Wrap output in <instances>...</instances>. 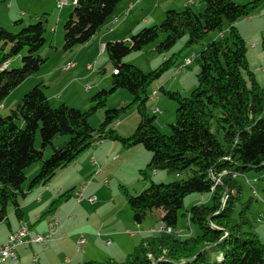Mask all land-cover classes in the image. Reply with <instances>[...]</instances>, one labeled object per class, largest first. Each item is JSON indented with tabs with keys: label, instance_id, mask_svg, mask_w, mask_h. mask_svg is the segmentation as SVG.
<instances>
[{
	"label": "trees",
	"instance_id": "16d2710c",
	"mask_svg": "<svg viewBox=\"0 0 264 264\" xmlns=\"http://www.w3.org/2000/svg\"><path fill=\"white\" fill-rule=\"evenodd\" d=\"M5 1L0 0V3ZM120 1L75 0L62 27V51H72L88 42L107 23ZM200 2L202 10L188 5L180 10H166L160 24L141 29L131 36L129 43L107 42L104 50L112 67L111 85L91 96L87 110L65 103L52 106L44 91L47 85L40 82L23 94L8 115L0 117V222L6 221L9 204L13 205L15 217L21 218L19 199L23 195L25 170L30 165L41 163L27 185L29 190L47 185L60 169L74 162L97 141L115 140L125 149L136 145L146 149L150 153L147 169L177 175L184 172L187 177L170 182L151 181L134 194L120 184L119 190L133 221L140 224L148 214L159 210L161 226L154 231L149 228V234L133 246L124 260L107 259L86 264H264V243L245 229L249 222L248 205L236 211L242 191L238 176L249 169L264 168V86L256 81L248 67L246 43L235 27L238 20L253 15L264 0H249L243 4L233 0ZM39 18L38 22L28 25L16 20L19 28L21 26L16 33L0 25V104L25 79L38 73L48 60L47 56L39 54L45 45L47 17L44 13ZM224 23L228 27L227 34L223 33ZM213 31L223 34L207 42L195 56L199 71L197 85L190 94L182 96L178 91L160 88L177 104L171 133L163 134L154 124V116L148 114L145 102L148 87L171 67L174 55L148 72L123 59L154 41L160 32L165 33V38L155 49L162 53L183 36L187 38L185 46H191ZM261 46L264 49V36ZM24 48L27 52L19 66L4 67ZM118 89L130 94V103L108 108V97ZM132 105L136 106L139 121L132 134L123 137L112 124ZM99 110H103L102 120L93 128L89 118ZM38 132L40 143L36 146ZM57 136L66 139L54 146ZM47 147L51 148V153L44 157ZM147 169L139 172L146 178ZM104 180L107 184L108 180ZM255 180L248 182L250 187ZM71 191L77 202L76 189L62 193L57 188L55 193L59 196L45 215L66 200ZM191 194L205 195L206 199L193 204L183 214L188 220L189 231L185 234L177 227L178 212L183 208L184 198ZM253 194L257 196L256 192ZM87 197L83 199L89 202ZM54 217L48 218L47 226ZM21 222L27 225L31 236L38 234L31 233L26 221ZM191 225L196 227L195 231ZM126 234L134 235L130 230H126ZM81 236L83 242L79 241ZM85 242L84 233H78V244ZM103 243L109 245L111 240L104 238ZM34 254L31 263L37 264L38 258L32 261Z\"/></svg>",
	"mask_w": 264,
	"mask_h": 264
},
{
	"label": "rangeland",
	"instance_id": "374dc122",
	"mask_svg": "<svg viewBox=\"0 0 264 264\" xmlns=\"http://www.w3.org/2000/svg\"><path fill=\"white\" fill-rule=\"evenodd\" d=\"M31 1H34V0H31ZM233 1L237 2V4H243L249 0H233ZM162 2L164 3V6L163 7H156L155 6V12L152 16H150V21L147 23H143L141 21V18H145L147 16V13L149 12V10H151L153 8L145 10L144 6H142V9H144V10H141L140 7H137L132 11V14H134V15L128 16L126 22L124 23V25L127 27H129L131 25H132L131 27H133V31L131 32V34L127 35L128 39L125 41L126 43H129L131 36L136 34L137 32H139L141 29L152 26L154 20H156V19L153 20L154 15H158L159 12H165L167 9H177V10L182 9L183 8L182 2H184V0H166V1L163 0ZM196 2L197 3L195 4V8L197 10H202L203 6H202V3L200 2V0H196ZM34 6H35V3L30 2L29 0L21 2V9L23 10V12L26 13V16L24 17L25 19L30 18L29 14H28V12H29L28 9H29V7H34ZM72 8H73V5H72ZM55 9H56V11L59 10L58 7H56L54 5V8H53V5H52V12H55ZM49 10H51L50 6H49ZM132 14H130V15H132ZM50 15H51V13H50ZM45 16L47 17V19H50L47 15H45ZM252 17H258L254 23H253V21H251V20H253ZM261 18H264V3L261 5L260 8H258L254 12L253 15L249 16V19L247 17V18H242V19L237 21V24H236L237 30H238L239 34H241V36L245 39V42H247V44H246L247 48L249 45L252 44L251 43L252 40H255L258 37L262 23L264 25V19H261ZM39 20H40L39 17L33 18L31 22H26L25 25L34 24V23L38 22ZM137 21H139L138 24H137ZM160 21H158L157 24H160L161 23ZM64 22H61L59 24H55L56 22L54 20H52L51 26H53V28H54L53 31L55 33V37H54V41H53L54 43H52L53 44L52 47H49V44H50L49 40L51 39V35H53V31H50L49 25L47 24V22H44V25L46 27L45 38H46V36H48V39L44 45V48H42L39 51V54H41L42 56H47V55L49 56V59L45 63L47 69L61 68V67L65 66L68 62H74V61L70 60V61H67L66 64L64 63L63 65H61L63 62L62 58L69 57V55L71 53L77 54V51H78L77 48H74L72 51H68V52L62 51V43H63V41H62L63 40L62 27H63ZM5 28L12 33H16L20 30L21 26L15 32L11 31L9 29V27H5ZM223 33H226V34L228 33V27H227L226 23H224V26H223ZM219 36H220V32L213 31V32L209 33L200 43H197V44H194L191 46H185L187 38H186V36H183L182 38H179L176 41V43L174 44V46L172 48H170L168 51L159 53L156 51L155 47L157 44H159L165 38V33L160 32L158 37L154 41L146 44L141 50L129 53L128 55H126L124 57L125 61L126 60L130 61L128 63H132V64L136 65L138 68H140L142 71L148 72V71L153 70L157 66H159L162 63V61L165 60L166 58L168 59L169 57L174 55L173 64L171 65V67L168 70H166L158 80H155L148 87L149 92L153 88H155V90L158 93L157 97H161L163 99L162 102L159 105H157V108H158L160 113L154 115V113L148 111V114L150 116H153V115L155 116V121L157 122V124L158 123L160 124V128H159V126H158L159 124L157 125L155 122L156 127L158 128V130L161 133L167 134V135L171 133V125L175 122V110L177 108V104H176L175 100L170 98L167 94H165L160 89V86H162L164 90L178 91L182 96H188L190 94V92L197 85L196 75L199 71L198 62L196 59H194L192 57V55L194 54L195 56H197L199 54V52L205 47L207 42H209L213 39L219 38ZM260 47H261V44H260ZM80 49H83V48L81 47ZM8 50H9V48L6 49V52ZM26 52H27V49L24 48L18 55L11 58L10 59L11 60L10 66L8 68L11 69V68H15V67L19 66L21 64V57L23 55H25ZM44 52H46V53H44ZM84 53L87 54L88 56L84 57L83 56ZM92 53H93V51L90 49H89V52H87V50H82V51L80 50V53L76 59V61H78V63H79L78 68L77 69H75V68L70 69L65 73V74H75V73L79 72V68H82L83 69L82 73L86 72L87 74H90L92 76V78L87 77V78L82 79V77L84 75L79 74V75H76L73 77H67L65 79V81H69V83H66L64 81L62 84V86H64V85L67 86V90L65 92V95H67V96L70 95L71 97H74V99L69 101V105L73 106V107L75 106L76 108H80L81 110H87L91 106V104L85 105L87 103L86 98H85V100L80 99V101H78L77 98L79 99L81 96H83V94L88 92L89 94H88L87 98L89 99V98H91V96L93 94H95L101 88L107 89L111 85L110 80H111V73H112L111 68L112 67H111V64H109V62H108V66H107L106 60L108 61V56H107L106 51L103 52L102 56H100V54H99V55L91 58ZM74 60H75V58H74ZM186 60L190 61V65L187 66L186 68L182 69L180 72H178V69L183 65V63ZM253 60H255V57H250V61H249L250 62L249 67L250 68L249 69L253 73L258 71L256 74V76H257V75H259V71H261L260 70L261 66L264 67V57L257 58V61H253ZM82 62H83V65L81 66L80 63H82ZM88 63L90 65H92L93 68L89 69L87 71L85 67ZM104 67L106 69L104 73L97 72V71H101ZM263 75H264V73H263ZM64 76H66V75H64ZM259 77H260V75H259ZM100 79H103L101 85L99 84ZM104 79H105V81H104ZM28 83H29V80H26V82H24V84L20 88L14 90L13 92H11L8 95L6 100L2 103V106H0V117L8 115L10 113V110L15 108L16 105L18 104V102L21 100L23 94L34 86V84L28 85ZM86 86L89 87L88 91H86L84 89ZM23 90H25V91H23ZM80 91L83 94H80L79 93ZM130 97L131 96L127 91H125L124 89H118L116 92H114L113 94H111L108 97L107 107L108 108L119 107L120 105H122V103L124 106H126L131 101ZM61 102H63V101L55 102L52 104V106H57V105L61 104ZM147 102H149V99H147ZM127 109H128L127 112L122 114L116 120L117 122L118 121L121 122V121H123V119L125 121V123L121 124V127L116 128L118 134L123 136V137H127V136L132 134L133 130L136 128V127H134L135 119H137V118L139 119L138 112L136 110L135 105L129 106ZM149 110H152V108H149ZM102 114H103V110H99L89 118V122L93 128H97L99 126V124L101 123ZM132 115H135V116H132ZM136 124H138V123H136ZM112 126H114V123L112 124ZM65 139H66L65 136H57L53 140V145L58 146ZM39 143H40V135L38 132L37 137H36V142H35L36 146H39ZM103 143H104V141H97L95 143V145H99V144L102 145ZM116 143L119 144L118 141ZM136 146L138 148H133V150L135 152H132V154L126 153V155L125 154L123 155L122 159H119L118 161L112 162L111 164L105 166L104 171H103V169H101L100 172H98L99 171L98 170L97 171L98 174L101 173V171L103 174V176L100 179H96V176H97L96 172H93L89 177H85V175L83 173L81 174L80 177H78L80 175V174H78V172L81 173L82 167H83V164L81 165L79 162L77 163V170H76V168L73 167L75 165V164H73L74 163L73 162V163L69 164L68 166H66L65 168L60 169L58 171V174H56L54 177H56L57 175H60L61 170L62 171L70 170L68 172V174L66 175V177L61 178L60 181H64L67 186H72L76 182L75 178L78 177L77 181L78 180H80V181L78 183H76V185H73L76 188V191L80 188L81 184L82 185L84 184V181H89V183L90 182L94 183V181H97L100 183V181H101L100 186H102L103 189H105L106 191L108 189H112L114 191L113 194L111 195V200L108 203L109 208L106 210L105 214L112 212L114 208H117L121 205H123V206L125 205V209L121 210V212L123 214H126L127 216L130 215V217H132V213L130 211V208H129L127 202L125 201V199L123 197L120 198V195H119V193H121L119 190L120 184L125 185L128 188V190L132 194H134L135 192H140L145 186L146 187L149 186L151 181L156 182V183H158V182H170L173 180L183 179V178L187 177V174L184 172L177 175L175 173H168L166 170H157L156 172H158L159 174L157 176H155L156 173L153 170L147 169V167H146V165H147L146 162L149 161L150 153L146 149H144L141 145H136ZM84 152H82L76 158L75 162L77 161V159L82 154H84ZM50 153H51V148L47 147L45 152H44V157H48ZM111 160L112 159H110L109 161H111ZM39 165H41L40 162H35L32 165H30L28 168H26V170H25L26 180L22 184L23 190H26L28 188L27 185L29 184L31 177L33 176L32 172H34V170H36L37 166H39ZM139 168H141V169H139ZM143 169L144 170L147 169V173L149 174V177L146 178L139 173L140 170H143ZM161 175H163L162 178H160ZM104 179L108 180V184H103ZM254 179H256V181L253 182L252 187L256 190L257 196L253 194L252 187H250V185L248 184V182H251ZM238 181L242 186V191H241V200H240V203L237 204V206H236V211H239V209L242 207V205H245V206L248 205V209L246 210V215H247L249 222H248V224H246L245 229L250 230L251 232L256 234L258 239H260L261 242L264 243V168L261 170H255V169L246 170L242 173V175L238 176ZM93 187H94V184H93ZM57 188H59V187H57ZM69 188L70 187H67V189H69ZM85 188H86V186L83 187L82 192H84ZM67 189H65V190H67ZM199 196L200 195H197V194H191V195L186 196L184 198L183 208L180 209L178 212L177 227L179 229H181L185 234L188 233L189 230L187 229V221H188L187 217L185 215L183 216V214H186L193 204L203 202L200 200ZM225 197H226V195H225ZM225 197H224V201H225ZM121 199H123L125 202H122ZM241 202H242V204H241ZM8 215H11V218H14V219L16 218L12 204H9L7 207V216ZM90 215L92 217L96 218V216H93V213H90ZM160 215H161V211L156 210L153 213L148 214L144 218L142 223H140L138 225L134 224V227H123V229H121L119 232L124 233L126 228H129L131 230H139L137 228L141 225L144 229L148 228L147 232L149 231V228H152L151 229L152 231H154L155 229H159L161 226ZM70 218L74 219L73 214L70 216ZM95 218L91 219V221H90L91 224L94 223V221L96 220ZM122 221H124V220H122ZM61 224L62 223L60 220V230H61V226H62ZM191 228L193 231L196 230V227L194 225H191ZM5 231H8V225H7V222L2 221V222H0V238L4 235ZM64 234H65V232H64ZM136 235L138 238L136 239L135 244L140 242V240L143 237L147 236L145 234H141L140 232L137 233ZM109 239L111 240L112 244H114V246L116 245L115 241L118 243V247L120 245H122V246L126 245L123 243V238L117 237L114 239L113 237H110ZM54 241H56L55 238L49 240L45 245L47 246L48 244H50ZM101 242H103V241H101L100 238H98V236H96V243L94 244L95 245L94 248H92L94 251L87 252L85 245H79L78 244V237H77L76 245H75L77 254L75 256L65 255L64 258H66L68 260L69 264H78V262H79V264H86L90 260H92L93 258L97 259V258H100V256H105L102 252H106L108 249H110L112 247H108L107 249L105 248V250L101 249L103 247V243H101ZM20 247L21 246H19L18 248H20ZM29 250H30L29 251L30 254L27 258L20 259L19 262H18V260H17V262L13 261V260H7V262H4V264H9V263L10 264H32L31 263L32 253L33 252L38 253V251L35 250L32 252L31 249H29ZM113 252L115 254H117L119 252V249L117 247H115V248H113ZM83 253H86L85 256H82ZM125 258H126V256H124L123 259H121V260H124ZM220 260H222V258H220ZM0 264H3V263H0Z\"/></svg>",
	"mask_w": 264,
	"mask_h": 264
},
{
	"label": "crops",
	"instance_id": "0c3cea01",
	"mask_svg": "<svg viewBox=\"0 0 264 264\" xmlns=\"http://www.w3.org/2000/svg\"><path fill=\"white\" fill-rule=\"evenodd\" d=\"M22 1H28V0H6L3 3H0L1 4L0 5V25L4 27H9L11 31H16L19 28V26L15 23L16 20H22V24H25L26 22H31L33 18H38L40 17V15L45 13V15H47L50 18V19H47V24L49 25V29L50 31H53L54 28L53 26H51L52 20L56 22L55 24L64 22L67 19L68 14L72 10V5H74L73 3L74 0H66L67 4L62 5V6H58V4L64 0H34V1L29 0L30 2L35 3V6L29 7L28 14L30 18L25 19L24 17L26 16V13L23 12V10L21 9ZM162 1L163 0H140L138 2H133V6L131 10L129 11V13L126 14L125 10L128 8L129 4L132 1L131 0H123V1L121 0L116 6V9L114 13L112 14V16L108 19L107 23L88 42L75 47L78 50L77 54L71 53L69 57L62 58L63 62L61 65H63L64 63L66 64L67 61L71 60V61H74V64H75L73 68L77 69L79 63L78 61H76V59L80 53V50L81 51L87 50V52H89V49L92 50L93 53H92L91 58H93L99 54L100 56L103 55V52H105L104 46L107 42L126 41L128 39L127 35H130L131 32L133 31V27H131L132 25L127 27L124 25V23L126 22L128 16L134 15L132 14V11L137 7H140L141 10H144L142 9V6H144L145 10L153 8L149 10L145 18H141V21L143 23H147L150 21V16H152L155 12V6L156 7L164 6V3ZM182 3H183V8H184L187 5L195 7V4L197 2L196 0H184V2ZM52 5H53V8H54V5L58 7L59 10L56 11L55 9V12H52ZM49 6L51 7V10H49ZM164 16H165V12H159L158 15H154L153 20L154 19L156 20H154L153 25H158L157 24L158 21H160L161 19L163 20ZM115 18L117 19L116 21H115ZM257 18L258 17H252L253 20L251 21H253L254 23ZM261 19H264V18H261ZM162 20L160 22H162ZM138 23L139 21H137V24ZM236 24L237 22L235 23V27L237 28ZM222 34L223 33L220 34V37L222 36ZM263 36H264V25L262 23L258 37L255 40H252L251 42L252 44L248 46L247 51H246L248 67L250 66V62H249L250 57H255V60L253 61H257V58L259 57H264V49L262 48V46L260 47ZM54 37H55V33L53 31V35H51V39L49 40L50 41L49 47L53 46L52 43H54L53 42ZM47 39H48V36H46L45 38V43L47 42ZM245 43L247 44V42ZM81 47L83 49H80ZM83 56L86 57L88 55L84 53ZM47 57L49 59L48 55ZM192 57L195 59L194 54L192 55ZM123 60L125 61V59ZM186 61H189V60H186ZM108 62L109 64H111L108 59V61L106 60L107 66H108ZM126 62H130V61L126 60ZM80 64L82 66L83 62ZM88 64L85 67L87 71L89 70ZM183 65L178 69V72H180L182 69L189 66L190 61L186 66H183ZM9 66H10V62L4 67L8 68ZM92 68L93 66L91 65L90 69ZM68 70L70 69H64V66L61 68L47 69L46 65L44 64L38 73L25 79L14 90L20 88L24 84V82H26V80H29L28 85L29 84L36 85L40 82H43L45 85H47L44 88V91L51 105L58 101H63L61 103H65L69 105V101L74 99V97H71L70 95L69 96L65 95L67 86L65 85L62 86L65 79L67 77H73L79 74L84 75L82 79L87 78V77L92 78V76L90 74H87L86 72L82 73L83 71L82 68H79L78 73L65 74ZM105 70L106 69L104 67L101 71H97V72L104 73ZM260 70H261L259 71L260 77L259 75L256 76L258 71L254 72L253 75L256 81L260 85L264 86V78H263L264 77L263 75L264 67L261 66ZM111 72H112V68H111ZM111 76H112V73H111ZM102 81L103 79L99 80L100 85ZM65 82L69 83V81H65ZM160 88H162V86H160ZM84 89L88 91L89 88L85 87ZM79 93L83 94L81 91ZM88 94H89L88 92L83 94V96H81L79 99L77 98V100L78 101H80V99L85 100L86 98L87 103L85 105H90L91 101H90V98L89 99L87 98ZM157 95H158L157 91L155 90V88H153L150 92L148 91L147 99H149V102H147V100L145 102L147 111L154 113V115L160 113L157 108V105H159L163 100L161 97H157ZM2 103L0 104V106H2ZM149 108H152V110H149ZM132 116H135V115H132ZM138 121H139L138 118L135 119L134 127H136L137 125L136 123H138ZM155 122L156 121H155V116H154V124ZM122 123H125L124 119L121 122L116 121L114 123V129L117 131L116 128L121 127ZM158 126L160 128V124ZM116 142L117 141L115 140L114 141L105 140L102 145H100L101 143L99 145L94 144L90 146L84 152V154H82L77 159L76 162L75 161L74 163L72 162L73 164H75L73 167L76 168V170H77L78 162L81 165L83 164L81 173L77 171L78 174H80L78 177H80L82 173L85 175V177H89L93 172H96L97 174L96 179H100L103 176V174H102V171L101 173L98 174L97 173L98 170H99L98 172H100L101 169H103L104 171L105 166L111 164L112 162H116L119 159H122L123 155L124 154L126 155V153L132 154V152H135L133 148H138L137 146H133L131 148L125 149L121 146L120 143L117 144ZM110 159H112L113 161L112 160L109 161ZM38 169H39V166H37L36 170L32 172L33 175L38 171ZM69 171L70 170L68 171L61 170L60 175H57L56 177L52 178V180L45 186H37L30 190L28 188L26 190H23V195L19 199V204H20L21 210L23 211L21 218L14 219V218H11V215L7 216V219L5 222H7L8 231H5L4 235L0 238V245L4 244L7 241L9 235L19 227L21 220L26 221L31 226L32 234L45 232L47 229L48 218L51 215H55L56 217H58V219L61 220V223H62L61 231L65 232V236H61V234H59L56 241L48 244L47 246L46 245L38 246L34 244L28 247L21 246L20 248H17L18 249L17 250L18 259L13 260V261L17 262L18 260L19 262L20 259L27 258L30 254L29 249H31L32 252L35 250L38 251V253L35 252L36 254H38L37 264H69V262L66 261V258H64V256L65 255L75 256L77 254L75 245H76V239L78 237V233L80 232H83L85 235L86 242L83 245L86 246L87 252L94 251L92 248H94L95 246L94 244L96 243V236H97L96 233L97 232H100L101 234L100 236H98V238H100L101 241H103L104 238L109 239L110 237H113L114 239L117 237L123 238V243L126 244L125 246L120 245L118 247V243L116 241H115L116 243L115 246L114 244H112V242L109 245H105L103 242H101L103 243V247H104V248L102 247L101 249L105 250V248L107 249L108 247H112V248L108 249L106 252H102L105 256H100V258H97V259L93 258L92 260H90V261H99V262H104L107 259H112L115 261H122L121 259H123V257L126 256L131 251L133 246L136 245L135 241L138 238L136 234L139 232L141 234H148L147 233L148 228L144 229L142 225L137 228L139 230H131L129 228H126L124 233L119 232L121 229H123V227H134V224L136 223L133 221L130 215L127 216L126 214H123L121 212V210L125 209V205L124 206L121 205L117 208H114L112 212L105 214L106 210L109 208L108 203L110 202L111 195L113 194L114 191L112 189H108L107 191L103 189V187L100 186L101 181L100 183L97 181H94V183L93 182L89 183V181H84V184L86 183V188L83 192V196L87 197L88 195H94L96 197V201L94 204H90L89 202L86 201V199H83L80 202H75L73 199L72 191H71L68 193V198L66 200H64L51 213L45 215V212L49 209L50 204L54 201V199L57 198V196H59L58 194L55 193V190L57 187L61 189L62 193L65 191L76 189L73 185H76V183L80 181V180L77 181L78 177L75 178L76 182L75 184L72 185L73 187L67 186L64 181H60L61 178L66 177ZM156 171H154L156 173L155 176L159 174ZM147 176L149 177L148 173H147ZM162 177L163 175H161L160 178ZM93 184H94V187H93ZM103 184L105 183L103 182ZM67 187H70V188L67 189ZM119 195H120V198L123 197L121 193H119ZM199 198L203 202L206 199L205 195L203 196L201 195L199 196ZM121 200L122 202H125L123 199ZM90 213H93V216H96V218L92 217ZM72 214H73L74 219L70 218ZM93 218H95L96 220L94 221L93 224H91L90 221ZM126 230H130L134 235L126 234ZM115 247L119 249V252L117 254L113 252V248ZM85 254L86 253H83L82 256H85Z\"/></svg>",
	"mask_w": 264,
	"mask_h": 264
},
{
	"label": "built area",
	"instance_id": "2783aa9c",
	"mask_svg": "<svg viewBox=\"0 0 264 264\" xmlns=\"http://www.w3.org/2000/svg\"><path fill=\"white\" fill-rule=\"evenodd\" d=\"M132 2L129 4L128 8L125 10L126 14L129 13L133 6V2H136V0H131ZM75 3V0L73 1ZM67 2L66 0L60 2L58 6L66 5ZM117 19L115 18V21ZM74 67V62H70L69 64H66L64 66V69H70ZM88 68H91V65H88ZM114 73H117V70H114ZM86 88H89L86 86ZM106 182V180H104ZM256 181V180H255ZM255 193L256 191L253 190ZM84 198L83 192H81V195L78 199L77 202L81 201ZM87 200L90 203H94L96 201L95 196L90 195L87 197ZM59 234L64 235V232L60 230V221L59 223L54 224L53 226H49L47 228V231L45 233H40V235H34L31 236L29 233V229L25 223H20L19 228L12 232L7 241L4 244L0 245V263L6 261L7 259H16L17 258V253H16V248L20 246L21 244L25 245H31L33 243H37L38 245H44L47 243L49 240L54 239L56 236ZM80 242L84 241V237L81 236L79 238ZM109 243L110 241H106ZM38 258L37 254L33 255L32 261L35 262Z\"/></svg>",
	"mask_w": 264,
	"mask_h": 264
},
{
	"label": "bare ground",
	"instance_id": "6f19581e",
	"mask_svg": "<svg viewBox=\"0 0 264 264\" xmlns=\"http://www.w3.org/2000/svg\"><path fill=\"white\" fill-rule=\"evenodd\" d=\"M138 1H140V0H136V2H138ZM69 63H70V62H68L67 64H69ZM188 63H189V61H186V62L184 63L183 66H186ZM74 66H75V64H74ZM217 182H218V179L216 180V183H217ZM85 186H86V183L83 184L82 186H80V188L76 191V196H75L76 201H78V199H79V197H80V195H81V192H82V190H83V187H85ZM59 221H60V219L54 217V218L48 223L47 228H48L49 226H53V225L56 224V223H59ZM21 223H23V222H21ZM36 235H40V233H38V234H36Z\"/></svg>",
	"mask_w": 264,
	"mask_h": 264
}]
</instances>
